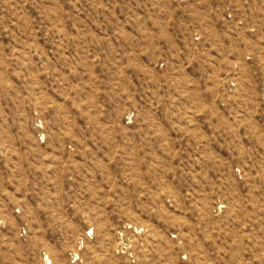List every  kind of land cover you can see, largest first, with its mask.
I'll list each match as a JSON object with an SVG mask.
<instances>
[{
  "label": "rangeland",
  "instance_id": "obj_1",
  "mask_svg": "<svg viewBox=\"0 0 264 264\" xmlns=\"http://www.w3.org/2000/svg\"><path fill=\"white\" fill-rule=\"evenodd\" d=\"M0 264H264V0H0Z\"/></svg>",
  "mask_w": 264,
  "mask_h": 264
}]
</instances>
